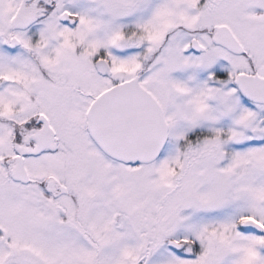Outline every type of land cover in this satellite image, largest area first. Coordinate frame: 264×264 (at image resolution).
<instances>
[{
  "label": "snow or ice",
  "instance_id": "6c2138e0",
  "mask_svg": "<svg viewBox=\"0 0 264 264\" xmlns=\"http://www.w3.org/2000/svg\"><path fill=\"white\" fill-rule=\"evenodd\" d=\"M0 264H264V0H0Z\"/></svg>",
  "mask_w": 264,
  "mask_h": 264
}]
</instances>
